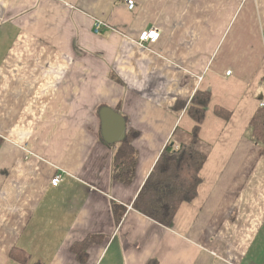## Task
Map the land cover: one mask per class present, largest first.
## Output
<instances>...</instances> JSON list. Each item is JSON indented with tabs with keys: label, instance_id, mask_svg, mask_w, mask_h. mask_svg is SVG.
I'll list each match as a JSON object with an SVG mask.
<instances>
[{
	"label": "crops",
	"instance_id": "1",
	"mask_svg": "<svg viewBox=\"0 0 264 264\" xmlns=\"http://www.w3.org/2000/svg\"><path fill=\"white\" fill-rule=\"evenodd\" d=\"M135 2L0 0V264H23L15 247L26 264H264V154L250 127L264 100V0ZM153 27L158 40L140 45ZM200 89L202 182L165 226L132 204L165 145L192 140ZM103 106L139 132L129 184L112 176L119 142L103 136Z\"/></svg>",
	"mask_w": 264,
	"mask_h": 264
},
{
	"label": "trees",
	"instance_id": "2",
	"mask_svg": "<svg viewBox=\"0 0 264 264\" xmlns=\"http://www.w3.org/2000/svg\"><path fill=\"white\" fill-rule=\"evenodd\" d=\"M210 100L209 90L200 89L194 93L188 103V114L196 121L192 128V140L176 147L171 142L165 145L133 201L136 210L165 226H172L181 205L192 201L198 194L202 182L200 173L207 160V154L198 147L200 124L205 119ZM115 110L121 111L119 106ZM214 111L222 118L231 116V111L219 105ZM250 127L251 136L264 154V106L256 110ZM138 134L137 130H127L114 151L112 176L125 184L131 183L135 177L139 154L133 141ZM96 238L89 235L83 241L74 243L73 248L87 249ZM9 257L23 264L30 259L28 253L16 247L10 250ZM146 264H157V260L151 258Z\"/></svg>",
	"mask_w": 264,
	"mask_h": 264
},
{
	"label": "water",
	"instance_id": "3",
	"mask_svg": "<svg viewBox=\"0 0 264 264\" xmlns=\"http://www.w3.org/2000/svg\"><path fill=\"white\" fill-rule=\"evenodd\" d=\"M100 117L104 138L108 142L121 141L127 130V121L124 115L112 107L103 106L100 109Z\"/></svg>",
	"mask_w": 264,
	"mask_h": 264
},
{
	"label": "built area",
	"instance_id": "4",
	"mask_svg": "<svg viewBox=\"0 0 264 264\" xmlns=\"http://www.w3.org/2000/svg\"><path fill=\"white\" fill-rule=\"evenodd\" d=\"M127 4V8L129 10H134L136 8V2L135 0H125ZM104 24L101 20H96L95 22V30L99 31V28ZM160 30L156 27L150 28L148 30L143 31L138 39V43L140 45H145L147 42H156L159 38ZM227 74H230V72H227ZM260 106H264V100L260 101ZM63 179L62 172L57 173L53 176L51 179V183L55 186L59 185Z\"/></svg>",
	"mask_w": 264,
	"mask_h": 264
}]
</instances>
